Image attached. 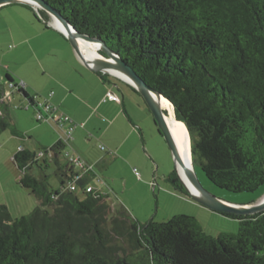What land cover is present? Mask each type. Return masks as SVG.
<instances>
[{
  "label": "trees",
  "instance_id": "16d2710c",
  "mask_svg": "<svg viewBox=\"0 0 264 264\" xmlns=\"http://www.w3.org/2000/svg\"><path fill=\"white\" fill-rule=\"evenodd\" d=\"M42 1L77 32L105 43L172 104L188 131L194 169L232 192L264 186V0ZM32 11L48 28V13ZM5 83L0 133L18 135L4 98L14 83L8 74ZM16 93L26 109L36 108L25 90ZM64 148L57 142L13 154L21 171L16 183L38 205L13 218L0 204V264H264V210L220 212L239 224L236 233L217 236L187 214L141 223L107 195L87 191L72 165L61 166ZM48 160L60 182L53 190L45 175L31 172ZM168 180L185 190L175 170Z\"/></svg>",
  "mask_w": 264,
  "mask_h": 264
},
{
  "label": "rangeland",
  "instance_id": "374dc122",
  "mask_svg": "<svg viewBox=\"0 0 264 264\" xmlns=\"http://www.w3.org/2000/svg\"><path fill=\"white\" fill-rule=\"evenodd\" d=\"M10 4L0 10L1 13L16 11L17 15H10L0 22V81H3L6 72H9L15 82L24 81L29 85L32 95H38L42 100L44 88L50 83L54 68L53 61L68 59L60 44L70 47L77 57L69 40L61 36L60 32L45 27V20L35 18L32 10ZM48 19L50 17L48 15ZM51 22V20H50ZM107 82L114 84V90L121 97L125 96V106L129 113L139 117L142 111L148 112L143 97L136 93L130 85L112 74H107ZM18 95V93H14ZM33 106L29 108H11L10 118L12 127L17 130L15 140L8 138V130L1 132L0 143L8 138V144H0V204L7 203L13 218L30 213L37 205L38 200L30 190L20 187L16 183L21 171L12 161L13 154L19 146H25L32 151H38L39 140H48L53 128L48 121H37ZM151 123L159 135L160 145L149 160L142 161L138 152L120 155L113 147H108L105 141H99L93 134L82 138L83 145L75 147V151L82 160H89L95 174L90 183L102 188L114 205H122L139 222L144 223L150 219L164 221L173 215L187 214L194 216L200 223L202 230L211 236L220 233H236L238 220L213 211L194 200L186 190L176 189L168 177L175 170L174 158L165 139L158 132L150 112ZM110 120V119H108ZM110 122V121H108ZM119 120L115 122V131H111L108 140H116V129L122 137L125 135ZM137 125V123L134 122ZM120 126V127H119ZM99 131L97 130V134ZM107 134V135H108ZM132 142L131 139L128 143ZM105 147L104 150L99 148ZM15 147L12 151V147ZM13 147V148H14ZM87 147V150L86 148ZM111 150L113 153H108ZM66 152V150H65ZM137 154V155H136ZM63 161V160H62ZM88 162V161H87ZM41 170L34 166L31 172L38 177L46 176L50 189L60 186L59 178L55 174L56 166L50 160L47 163L40 161ZM135 169V170H134ZM196 177L201 187L217 198L233 204H252L264 193V186L251 192H232L213 184L201 171L195 167Z\"/></svg>",
  "mask_w": 264,
  "mask_h": 264
},
{
  "label": "crops",
  "instance_id": "0c3cea01",
  "mask_svg": "<svg viewBox=\"0 0 264 264\" xmlns=\"http://www.w3.org/2000/svg\"><path fill=\"white\" fill-rule=\"evenodd\" d=\"M9 6L10 5L2 6L0 7V10L5 9ZM28 9L32 10L31 8ZM9 14L17 15L16 11L1 13L0 22H3V19L5 20L6 17L9 16ZM49 23L51 22L49 21ZM49 23V28H52L57 32L58 30L50 26ZM59 47L65 51L68 59H65L63 61H53L52 64L55 66H53L54 68H52L51 74H55L50 77V83L46 86V88H44L43 91L44 95H46L50 91H53L50 102L58 108L51 113V116H58L60 113H66L70 116L75 125L72 132V138L70 139L69 143L66 144L63 150L64 156L60 157L59 159L61 166L69 164L66 159V153L78 156L74 148H78L80 147V145H83L82 138L85 134L87 135V138L90 135L92 137L93 134H96L99 141H105L108 147H113V149H116V151L122 156H125L126 152H129L131 154L138 152L140 158H142V161H148L149 156H152L157 146L160 145L159 135H157L155 126L151 123L152 121L151 117H149V113H144L142 111L139 117L135 116V119L134 115L129 113L126 109V106L124 105L125 96H119V94L114 90V84H110V82H107V80H103L101 76L97 74V72L88 69L79 58H76L70 47H67L63 44H60ZM7 74L13 79V81L15 80L9 72H6L3 81H0L4 85L6 84L5 81ZM119 79L122 80L121 78ZM22 82L24 83L25 92L28 95L32 96L33 93L30 91L29 85H27L24 81ZM108 91L116 93L119 96L121 102L118 103L111 100H104L105 95ZM7 101L9 104V114L11 108L27 107L26 101L23 99L21 94L14 95L13 93L8 97ZM117 120H119L118 123L120 124L121 129H123L125 135L121 137L118 134L117 128L115 133L116 140H108L110 138L109 135L112 133L111 131H115L116 126L114 125ZM46 121L50 123L54 131H52L53 134L51 133L50 136H47L48 140H39V146L49 148L55 143L62 141L67 125H65L63 128H59L51 119ZM134 122L137 123V125L134 124ZM97 130L99 131L98 134ZM109 132L110 134H108ZM8 134V138H11L10 140H15L14 137L17 135H14L12 133ZM8 138H3V142L0 143L2 144V147L8 144ZM130 139L132 142L128 143V140ZM13 147L12 151L13 149H15V147ZM19 148L28 149L25 146H19ZM84 148H86L87 150V147ZM108 153L113 152L109 150ZM47 159H49V156L47 157ZM82 161L85 167L88 168V170L85 171L79 167L73 166L75 174L80 178H84L86 187H92L95 191L105 194L102 192V188L93 186L90 183L91 179L94 178L95 175L92 171L93 166L90 161L87 159L86 161Z\"/></svg>",
  "mask_w": 264,
  "mask_h": 264
},
{
  "label": "water",
  "instance_id": "95a60500",
  "mask_svg": "<svg viewBox=\"0 0 264 264\" xmlns=\"http://www.w3.org/2000/svg\"><path fill=\"white\" fill-rule=\"evenodd\" d=\"M10 4H20L24 6H29L36 12L40 9L44 10L48 13L51 22H53L55 19L59 21V23H61L62 26L65 28V31L54 27L52 23L49 24L50 26L57 29L61 34H63L64 37L69 40L76 55L88 69L95 72L109 73L114 75L113 73L108 71L110 69H113L121 72L128 79H130V81H126L118 75H114L127 82L137 91L138 94L143 97L150 113L153 116V120L157 126V129L159 130L160 134L163 136L169 149L171 150L172 156L174 158L176 175L183 188L189 193V195L194 200H196L201 205L219 213L227 212L245 215L257 213L264 210V194L262 198L252 204H233L225 202L217 198L216 196L206 192L201 187L196 177L193 166L191 169L185 168L187 180L192 186V188L195 190V192L191 191V189L188 187V185L185 183L179 173L177 161L180 160V153L176 141L171 132V129L166 121L165 113L162 110L160 104L158 103V100L164 96L158 91L154 90L152 87H150L140 76L136 74V72L130 65H128L115 51L107 47L105 43L77 32L64 18L60 16L58 12H56L42 0H0V7ZM78 38H81L90 43L97 44L98 51L101 54L102 58L94 59V61L91 63L86 61L81 55L77 41Z\"/></svg>",
  "mask_w": 264,
  "mask_h": 264
},
{
  "label": "bare ground",
  "instance_id": "6f19581e",
  "mask_svg": "<svg viewBox=\"0 0 264 264\" xmlns=\"http://www.w3.org/2000/svg\"><path fill=\"white\" fill-rule=\"evenodd\" d=\"M51 23L54 27L65 31V28L56 19ZM77 41H78L81 55L86 61L91 63L94 61V59L102 58L101 54L98 51L97 44L87 42L81 38H78ZM108 71H110L114 75H118L119 77H121L122 79L126 81L127 80L130 81V79H128L124 74H122L119 71H116L113 69H110ZM158 103L160 104L162 110L167 112L165 114V118L171 129V132L173 134V137L176 141V144H177V147L180 153V160L177 161L179 173L182 179L191 189V191L195 192V190L189 184L187 177H186V172H185V168L191 169L193 166L192 159H191L190 139H189L188 131L182 122L175 119L172 104L167 99H165L164 97H161L158 100Z\"/></svg>",
  "mask_w": 264,
  "mask_h": 264
},
{
  "label": "built area",
  "instance_id": "2783aa9c",
  "mask_svg": "<svg viewBox=\"0 0 264 264\" xmlns=\"http://www.w3.org/2000/svg\"><path fill=\"white\" fill-rule=\"evenodd\" d=\"M14 85V86H13ZM8 87H10L12 90V92H6L4 98L7 100L9 96H11L13 93H15L16 91H18V89H23L24 90V83H9ZM53 95V91L48 92L42 100L38 99V95H32L31 99L34 101L35 105H36V112H35V118L37 121H46L51 119L52 121L55 122L56 126L59 128H63L65 125V132H64V136L62 138V141H60L61 143H63L64 146H66V144L69 143L70 139L72 138V132L74 130V123L73 120L70 118L69 115H67L66 113H60L58 116H51V113L54 110H57L58 107H56L55 105H53L50 102V98ZM104 100H111V101H115L120 103V98L119 96L112 92V91H108L105 95V99ZM99 148L101 150H104L105 147L103 145H100ZM38 156H42V153L39 152ZM48 156H50V153L48 154ZM64 156V155H63ZM66 159L69 162L70 165L74 166V167H79L85 171L88 170L87 167H85L82 159L79 156L73 155V154H67L66 153ZM90 168V167H89ZM135 170V169H134ZM76 178H80L78 175H76ZM69 187L74 190L75 189V185L73 183L69 184ZM87 191H93V192H97L95 191L92 187H86Z\"/></svg>",
  "mask_w": 264,
  "mask_h": 264
}]
</instances>
